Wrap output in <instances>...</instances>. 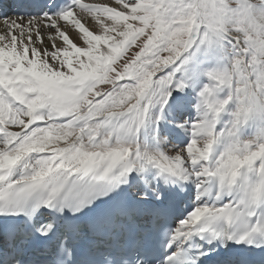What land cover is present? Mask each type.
<instances>
[{
  "label": "snow or ice",
  "instance_id": "snow-or-ice-1",
  "mask_svg": "<svg viewBox=\"0 0 264 264\" xmlns=\"http://www.w3.org/2000/svg\"><path fill=\"white\" fill-rule=\"evenodd\" d=\"M0 264H264V0H0Z\"/></svg>",
  "mask_w": 264,
  "mask_h": 264
},
{
  "label": "bare ground",
  "instance_id": "bare-ground-1",
  "mask_svg": "<svg viewBox=\"0 0 264 264\" xmlns=\"http://www.w3.org/2000/svg\"><path fill=\"white\" fill-rule=\"evenodd\" d=\"M86 2H88V0H86Z\"/></svg>",
  "mask_w": 264,
  "mask_h": 264
}]
</instances>
